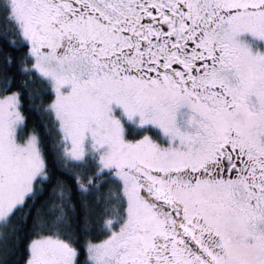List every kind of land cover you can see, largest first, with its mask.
Instances as JSON below:
<instances>
[{
	"label": "snow or ice",
	"instance_id": "snow-or-ice-1",
	"mask_svg": "<svg viewBox=\"0 0 264 264\" xmlns=\"http://www.w3.org/2000/svg\"><path fill=\"white\" fill-rule=\"evenodd\" d=\"M0 264H264V0H0Z\"/></svg>",
	"mask_w": 264,
	"mask_h": 264
}]
</instances>
